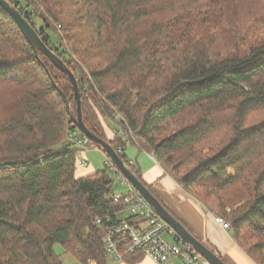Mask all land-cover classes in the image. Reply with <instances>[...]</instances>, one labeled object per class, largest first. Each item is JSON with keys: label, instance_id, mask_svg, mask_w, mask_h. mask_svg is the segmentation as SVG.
Returning <instances> with one entry per match:
<instances>
[{"label": "trees", "instance_id": "16d2710c", "mask_svg": "<svg viewBox=\"0 0 264 264\" xmlns=\"http://www.w3.org/2000/svg\"><path fill=\"white\" fill-rule=\"evenodd\" d=\"M39 1V34L60 58L70 54L88 129L192 233L124 154L130 143L151 152L264 264V0ZM19 3L28 10L33 0ZM46 15L68 49L53 46ZM116 113L134 138L108 137ZM77 116L69 77L0 5V264H63L57 244L80 263L108 264L103 230L125 209L107 165L77 175L65 141Z\"/></svg>", "mask_w": 264, "mask_h": 264}, {"label": "built area", "instance_id": "2783aa9c", "mask_svg": "<svg viewBox=\"0 0 264 264\" xmlns=\"http://www.w3.org/2000/svg\"><path fill=\"white\" fill-rule=\"evenodd\" d=\"M18 2L19 0H17ZM34 3L36 4L37 1L33 0ZM17 8L22 10L24 16L29 14L37 32H41L42 23L38 24V18L33 14L34 9L29 7L27 10L21 3H18ZM56 27L59 31L61 30V25H56ZM62 56L65 60L69 59L68 54ZM113 120L117 127L116 135L125 141L131 137L134 138V132L120 113H116ZM65 141L77 149V168L87 167L88 162L83 158V155L97 144L78 129L69 131ZM119 151L122 149L120 148ZM152 158L156 160L153 154ZM106 165L111 169L114 177H117L121 182V185H126L129 188L127 193H120L116 192L115 185L109 187L114 191L112 196L114 201L122 202L124 211L130 215L128 218H119L116 222H112L108 218L110 224L103 230V240L107 256L110 259L126 262L132 255L142 253L157 264H167L173 259L179 260L181 264L209 263L191 245L184 243L175 230L157 214L147 199L121 173H117L119 170L111 160H108ZM214 218L224 229L230 230V223L222 216L214 214ZM98 223H101V220H98ZM169 237L172 240H169Z\"/></svg>", "mask_w": 264, "mask_h": 264}, {"label": "crops", "instance_id": "0c3cea01", "mask_svg": "<svg viewBox=\"0 0 264 264\" xmlns=\"http://www.w3.org/2000/svg\"><path fill=\"white\" fill-rule=\"evenodd\" d=\"M116 125L106 124V134L112 140L116 136ZM117 128V127H116ZM134 150L133 156L129 154L130 147ZM129 160L138 163L144 180L153 186L159 198L187 224L192 234L221 257L227 264H257L237 244L231 235V231L224 229L215 221L214 213L209 211L198 199L182 188L172 178L162 165L152 158V153L137 143H130L124 150ZM108 161V159H107ZM89 165V164H88ZM90 169V170H88ZM94 166L89 168H78L79 177L95 173ZM116 192H120L117 191ZM124 212L126 215H124ZM120 214L119 218H128L127 211ZM95 264V263H91ZM108 264H131L128 262H117L108 258ZM133 264H157L151 258L144 256L140 261ZM167 264H181L177 259ZM210 264V263H204Z\"/></svg>", "mask_w": 264, "mask_h": 264}, {"label": "water", "instance_id": "95a60500", "mask_svg": "<svg viewBox=\"0 0 264 264\" xmlns=\"http://www.w3.org/2000/svg\"><path fill=\"white\" fill-rule=\"evenodd\" d=\"M0 5L10 14L14 19L22 34L26 40L30 43L38 56V50H41L52 63L64 74H66L74 88L75 101L78 107V116L75 119V123L78 129L87 137L92 139L98 146H100L111 159L113 164L117 167L119 172L131 183V185L142 194L149 204L156 210L157 214L169 224L175 232L180 236L184 243L191 245L196 252H198L203 258H205L210 264H227L221 257H219L214 251L206 246L202 241L195 237L185 225L178 221L168 209L159 201V199L144 185V183L133 173L126 162L120 157L119 153L113 149L109 142L101 139L92 133L86 126L82 115V100L81 93L78 84V80L71 69L65 64L64 60L60 58L42 39L37 30L32 26L28 19L21 13V11L12 5L7 0H0ZM63 100L67 106L70 107V102L67 96L61 92Z\"/></svg>", "mask_w": 264, "mask_h": 264}, {"label": "rangeland", "instance_id": "374dc122", "mask_svg": "<svg viewBox=\"0 0 264 264\" xmlns=\"http://www.w3.org/2000/svg\"><path fill=\"white\" fill-rule=\"evenodd\" d=\"M9 1V0H7ZM14 3H12V2ZM9 1L12 5H14L15 7L18 6V3H17V0L16 2L14 0H11ZM19 1H23V0H19ZM37 3L35 4H31V8L34 9V7L37 8V6L40 8V10L42 12H45L44 10V7L40 4L41 2L39 0H36ZM37 5V6H36ZM46 18L49 19L48 20V24L50 25V28L48 27V30L50 31L49 34L51 35L52 37V41H54L53 46L54 47H59V46H63V48H67L68 49V45H67V42L63 39V32L62 30H58L57 27H56V23L50 19L49 15H46ZM37 22H39L38 24L42 23L44 26H45V21L44 20H41V19H38ZM59 25V24H57ZM65 54V53H63ZM58 55V54H57ZM73 55V54H72ZM74 56V55H73ZM69 57H70V54H69ZM72 57V56H71ZM73 58V57H72ZM81 71H84L82 70V68H79ZM77 69V71L80 72V70ZM87 72V70H86ZM7 87V85H5L3 88ZM113 123L114 120H113ZM132 146L130 147V150H129V154L131 156H133L134 154V150L132 151ZM83 158L88 162V167L89 168H93V166L96 168L94 169L95 171L94 172H97V171H100L102 169L105 168V165L107 163V154L101 150L100 148H98V145L97 146H94L92 148H90L88 151H86V153L83 155ZM90 170V169H88ZM115 189L117 191H120V193H127L129 191V188L128 186L126 185H121V182L118 180L117 177H115ZM124 215H126V213L124 212ZM169 240H172V238L169 237ZM55 250L58 254L61 255V259L63 261V263H68V264H83V263H80L74 256L70 255V254H64V250L62 248V246L60 244H57L55 246Z\"/></svg>", "mask_w": 264, "mask_h": 264}]
</instances>
